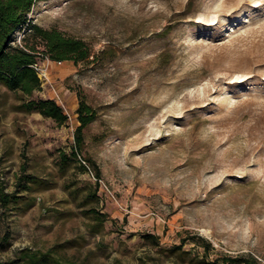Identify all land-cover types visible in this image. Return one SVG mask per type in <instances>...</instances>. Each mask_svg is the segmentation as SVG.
<instances>
[{"label":"rangeland","instance_id":"374dc122","mask_svg":"<svg viewBox=\"0 0 264 264\" xmlns=\"http://www.w3.org/2000/svg\"><path fill=\"white\" fill-rule=\"evenodd\" d=\"M29 21L92 55L51 59L65 124L0 84L1 259L264 264V0H37Z\"/></svg>","mask_w":264,"mask_h":264},{"label":"trees","instance_id":"16d2710c","mask_svg":"<svg viewBox=\"0 0 264 264\" xmlns=\"http://www.w3.org/2000/svg\"><path fill=\"white\" fill-rule=\"evenodd\" d=\"M37 0H0V84L21 91L30 98L22 104L28 111H39L47 117H52L60 124L69 121V115L62 105L54 98H33L35 92L43 89L42 81L34 64L39 63V56L44 52L53 60L79 62L87 60L92 50L84 40L66 36L57 29H46L29 21V13ZM29 24L34 35L40 41L32 42L26 39L25 44H15L14 35L23 26ZM44 46V51H41ZM80 125L76 132L77 146L84 140V129L97 118L96 110L85 101L78 108ZM74 154L75 151H73ZM84 168L87 169L85 165ZM0 239V250L3 248ZM54 251L23 250L19 257L2 260L0 264H77L54 255ZM228 264H263L257 257L249 254L238 256L227 255Z\"/></svg>","mask_w":264,"mask_h":264},{"label":"built area","instance_id":"2783aa9c","mask_svg":"<svg viewBox=\"0 0 264 264\" xmlns=\"http://www.w3.org/2000/svg\"><path fill=\"white\" fill-rule=\"evenodd\" d=\"M51 62H54V61L51 60L50 57H47V59L44 62H39V63L34 64V67L38 71L42 81L44 83H46V84L51 85V87L55 90L56 96H57L56 100H58V101L61 100L62 101L59 92L55 88V86H54V84H53V82L51 81V78H50L49 68H50ZM56 62L59 63V64L63 63V61H56Z\"/></svg>","mask_w":264,"mask_h":264}]
</instances>
